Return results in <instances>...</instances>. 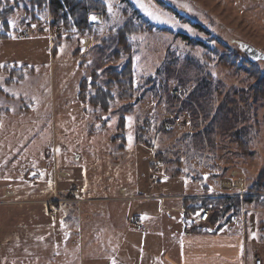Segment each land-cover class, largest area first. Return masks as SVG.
Segmentation results:
<instances>
[{
    "label": "rangeland",
    "instance_id": "1",
    "mask_svg": "<svg viewBox=\"0 0 264 264\" xmlns=\"http://www.w3.org/2000/svg\"><path fill=\"white\" fill-rule=\"evenodd\" d=\"M101 1L105 6L102 22L90 31L61 25L55 32L49 10L31 20L29 0H15L14 13L7 20V37L0 39L1 264L11 263L13 257L11 243H7L11 211L53 208L55 199L60 200V194L71 192L72 187L80 190L76 198L84 203L59 202L56 212L75 214L64 232L72 236L75 244L69 251L76 256L78 249L79 264L92 258L106 264H180L185 223L179 202L166 200L205 192L211 193L208 198L245 195V188L264 172V99L251 94L255 80L243 67H224L212 52L215 48L219 55H229L241 49L243 42L264 54V0ZM24 19L31 23L27 35L21 25ZM128 22L144 27L126 37L130 55L120 47L117 36V30ZM85 45L88 51L76 53ZM129 59L132 86L127 88L128 98H117L107 111H98L88 99L79 98L83 81L86 97L93 92L94 72L98 74L94 81L102 86L107 72L120 71ZM256 63L264 76V59ZM10 76L14 81L6 83ZM173 89L186 96L172 95ZM164 115L179 117L182 124L165 129ZM119 116L127 118V137L121 145L111 142ZM144 141L167 152L156 173L148 167L154 149ZM59 170L67 177L56 176ZM176 172L175 178L167 176ZM31 173L38 176L35 185L28 179ZM156 176L160 185H155ZM120 186L127 195L142 196L117 205L107 201L118 197ZM4 190L15 191L14 198L38 199L49 194L51 198L54 193L56 197L48 207L11 205L13 198L3 195ZM123 194L116 200L122 201ZM258 194L264 197V192ZM159 195L165 197L162 202L156 198ZM151 199L159 202H142ZM145 206L157 213L152 222L156 225L148 227L151 223L141 219L140 228H135L126 213ZM168 209L175 211L170 218ZM242 210L244 215L230 219L220 233L239 230L249 247V264H264V247L248 243L264 233V207L251 205ZM76 213L84 219L76 221ZM91 220L102 222L96 228L100 235L102 227L104 234L92 241L96 243L85 245ZM126 230L133 233L129 238L145 234L144 244L132 238L136 247L142 246V253L133 255L137 250L122 246L121 241L128 239ZM103 237L107 249L99 246Z\"/></svg>",
    "mask_w": 264,
    "mask_h": 264
},
{
    "label": "crops",
    "instance_id": "2",
    "mask_svg": "<svg viewBox=\"0 0 264 264\" xmlns=\"http://www.w3.org/2000/svg\"><path fill=\"white\" fill-rule=\"evenodd\" d=\"M92 16H96V20L93 21L91 19ZM102 22V18L98 14H92L89 17V24L90 27H96L99 25V23ZM89 27V28H90ZM91 29V28H90ZM88 41L87 38H85L82 42L86 44ZM80 41V43H82ZM82 51L79 49L76 53H83L89 50V47L81 46ZM149 167V166H148ZM65 173L64 171H56L55 175L58 177H64L63 175L60 176L59 173ZM54 175V176H55ZM65 177H67V174L65 173ZM28 179L35 185L38 181L37 174H29ZM72 187V186H71ZM214 187V185H212ZM153 187L151 186V189ZM215 188L216 185H215ZM64 191V190H63ZM220 190H215V192H218ZM120 194L126 193L127 190H125L124 187L120 186L118 188V191ZM118 193V197H119ZM66 191L61 193V198H65V195H67ZM131 194V193H130ZM3 195H11L13 198L11 200V205H29V206H47L50 204L54 197H56L55 193L53 194V197L50 198V194L44 196L43 198L38 199H26V198H14L17 196V193L13 190H4ZM215 195H218L215 193ZM203 196V195H202ZM117 196L107 198V201H110V203L116 204L119 202H126L127 200L121 199L122 201L116 200L118 199ZM122 197V195H121ZM169 197V196H168ZM188 196H173V198L168 199L166 201L172 202V201H178L179 202V210L182 211L181 218L183 219V222L185 223V226L188 223V218L185 219L184 213H186L183 210V198ZM200 197V196H196ZM50 198V199H49ZM74 197L71 195L70 199H73ZM156 199H151L147 201H142L150 203V202H157ZM159 202V201H158ZM67 205H75L84 203V201H74V200H68L66 202H63ZM52 205L54 206L52 208L48 207V209H41L38 210L37 208L29 207L28 210H22L21 212H12L11 217V238L9 237L7 239V243H11V253H13V257H11V263L8 264H79L78 260V249L75 256L74 251H69L70 247H72L75 243L72 240V236H69V233H66L68 235H65L64 229L66 227H69L68 225L72 222L70 219L73 220L74 213L72 214H64L65 212H56V209L60 204L58 202H53ZM117 205V204H116ZM149 206L145 207H139L138 210L132 211L130 213H126V218H135L146 220L147 222L151 223L148 227H153L154 223L153 220L156 218L157 213L152 212ZM168 214L166 212V216L168 218L172 217V214L175 212L174 209L167 210ZM210 215L212 216V212L210 210ZM84 217L81 215L79 217V214L76 213V221L79 222V220H83ZM86 219L89 220L90 216L86 215ZM67 221V222H66ZM239 221V219H238ZM232 222V224L238 223ZM89 229L86 236V242L85 245L90 244L95 238L100 237V235L104 234L103 229L101 227L100 229V235H99V229L96 228L97 226H101V224L93 223V220L88 222ZM230 224V222H229ZM136 228V227H135ZM140 228V227H138ZM223 228H220L215 231V227L211 225V217L207 224L201 225L196 230H193V232L185 236L184 240L182 241V257L180 264H249V247L245 246L243 244L244 236L241 235V232L239 230H236L235 232L230 233H220V231ZM262 230H264L262 228ZM107 229V236H109ZM127 240H122L121 244L126 249L131 250H137L138 253H142V246L136 247L135 242L132 241V238H135V241H139L140 244H144V235L141 237H138L136 235H133L129 238V236L133 233L128 232L127 230L124 231V235L127 237ZM106 237V236H105ZM255 237V238H254ZM251 240H249V237L247 236V239L249 240L248 243L253 244V246L257 248L264 247V233H261L260 237L254 236ZM107 239V238H106ZM104 237L102 239V242L99 246L101 248L107 249L106 246V240ZM89 242V243H88ZM97 241L92 242L93 244ZM99 242V241H98ZM101 242V241H100ZM91 243V244H92ZM83 245V246H85ZM247 245V244H246ZM251 246V245H250ZM85 249V247H84ZM139 251V252H138ZM86 252V251H85ZM248 258V259H247ZM127 259H131L127 257ZM95 258L89 259L86 264H106V262H94ZM1 261V258H0ZM171 264H175V261H171ZM1 264V263H0Z\"/></svg>",
    "mask_w": 264,
    "mask_h": 264
},
{
    "label": "trees",
    "instance_id": "3",
    "mask_svg": "<svg viewBox=\"0 0 264 264\" xmlns=\"http://www.w3.org/2000/svg\"><path fill=\"white\" fill-rule=\"evenodd\" d=\"M29 3L32 8L27 11L28 18L35 20L38 18L39 14L45 13L49 10L48 12L51 18V28L61 27V25H63L65 27L74 26L78 28H85L90 31V15L100 14L103 18L105 10V6L101 0H29ZM15 6V0H0V39L7 37L9 29L7 20L14 13ZM181 19L187 20L182 16ZM28 22L30 21H26V19H24L21 21V25L24 26V24ZM143 28L144 27L142 24L135 25L128 22L117 30L118 44L121 48L123 47L127 54L130 55L131 48L127 45L126 37L130 34L140 31ZM223 47L226 51L227 47L224 45ZM237 50L238 51H232V55L229 54L230 56L226 55L225 53L219 55L218 50L215 48L212 50V52L217 54L220 64L224 67L233 68V66H236L234 69L243 67L245 69L244 71L248 73V77L255 80V82L250 86L251 94L264 99V76L261 74L256 61H253L249 57L243 55L244 53L241 51L242 49L237 48ZM119 54L120 52L117 51L116 56ZM240 56H242V58L238 61ZM106 77L107 81L101 86L96 81H94L98 78V74L95 72L92 74L93 82H91V86L93 88V92L89 95V98H87L85 94L87 83L83 81L80 85L81 92L79 98L83 101L88 99L89 103L98 111L109 110L117 98L120 100L123 98H128L127 88H131L132 86L131 60L129 59V62L120 71L110 70L107 72ZM21 78L23 77L21 76ZM13 81V78L10 76L5 82L10 83ZM116 122L117 125L115 132L111 137V142H120L121 145L127 137V118L119 116ZM105 125L106 123H104L101 127L105 128ZM143 143L147 147L154 149L153 155H155L157 158H160L159 160L165 161L163 157L166 156L167 152L153 148V144L150 141H144ZM240 144L243 146L247 145L242 140H240ZM177 175L178 173L176 172L167 176H169V178H175ZM149 180L150 186H153L154 182L152 178L150 177ZM154 181L155 185L161 184V180L158 176L154 178ZM204 189H207V186H205ZM259 192H264V172L260 174V177L256 179V181L245 188V195L242 197L237 193L226 195L222 194L213 198L206 197L208 194H211L210 192H205L207 195L200 197H184L183 210L186 212L184 213L185 219L188 218L187 213L189 212L191 213L202 209L211 210V225L215 227L216 231L225 226L230 221V219L242 216V208L244 209L245 207H249L251 205H256L263 208L264 197L258 194ZM65 197L66 199H70L71 195L67 194Z\"/></svg>",
    "mask_w": 264,
    "mask_h": 264
},
{
    "label": "built area",
    "instance_id": "4",
    "mask_svg": "<svg viewBox=\"0 0 264 264\" xmlns=\"http://www.w3.org/2000/svg\"><path fill=\"white\" fill-rule=\"evenodd\" d=\"M59 30H60L59 27H57L55 29V31H59ZM30 31H31V23L28 22L24 25V34L27 35L28 33H30ZM171 94L174 96H182V97L186 96V92L181 93L179 89H173L171 91ZM181 124H182V121L179 117H172L171 115H164L163 127L165 129L170 128L171 125H181ZM148 166H149V172L150 173H156L160 170V160L155 155H152V157H150L148 160ZM78 192H79V189L77 187H73L71 189V194L74 196ZM242 195H244V194L241 193V196ZM140 196H142V195H131V194L127 195L124 193L121 198L124 200L134 201L137 197H140ZM156 198H158L161 202L165 199V197L162 195H160ZM166 212L168 214L167 210H166ZM209 217H210V212L207 209L202 210V211H196L195 213L190 214L191 224L189 227L185 228L184 234L189 235L193 229H195L197 226H199V224L207 223V221L209 220ZM131 222L135 227L140 226V222L138 219H133V220H131Z\"/></svg>",
    "mask_w": 264,
    "mask_h": 264
},
{
    "label": "water",
    "instance_id": "5",
    "mask_svg": "<svg viewBox=\"0 0 264 264\" xmlns=\"http://www.w3.org/2000/svg\"><path fill=\"white\" fill-rule=\"evenodd\" d=\"M241 49L244 53L248 54V57L252 59L253 61H256L258 59H264V54L256 50L254 47H251L247 43H241L240 44Z\"/></svg>",
    "mask_w": 264,
    "mask_h": 264
},
{
    "label": "snow or ice",
    "instance_id": "6",
    "mask_svg": "<svg viewBox=\"0 0 264 264\" xmlns=\"http://www.w3.org/2000/svg\"><path fill=\"white\" fill-rule=\"evenodd\" d=\"M141 7H143V5H141ZM109 11H111V8H109ZM149 15H152L151 13H149ZM91 19L93 20V21H95L96 20V17L95 16H93V17H91ZM129 120H131V118H129Z\"/></svg>",
    "mask_w": 264,
    "mask_h": 264
}]
</instances>
